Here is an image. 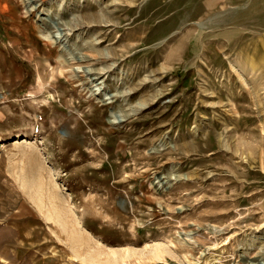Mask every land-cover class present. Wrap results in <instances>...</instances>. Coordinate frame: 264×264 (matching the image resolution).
Segmentation results:
<instances>
[{
    "label": "rangeland",
    "instance_id": "1",
    "mask_svg": "<svg viewBox=\"0 0 264 264\" xmlns=\"http://www.w3.org/2000/svg\"><path fill=\"white\" fill-rule=\"evenodd\" d=\"M210 1L0 0V264H264V0Z\"/></svg>",
    "mask_w": 264,
    "mask_h": 264
},
{
    "label": "bare ground",
    "instance_id": "2",
    "mask_svg": "<svg viewBox=\"0 0 264 264\" xmlns=\"http://www.w3.org/2000/svg\"><path fill=\"white\" fill-rule=\"evenodd\" d=\"M22 1V3L24 4V6H25V13L26 14H28V13H30V12H32L35 8V2H34V0H21ZM37 1H41V0H37ZM96 2H98V0H95ZM106 2V1H105ZM108 2H109V0H108ZM117 2V0H110V2L109 3H107L106 5L104 4L103 6H102V8H107V6H109L110 7V5H112V4H114V3H116ZM211 3V1L209 0V2H207V5L208 4H210ZM217 3V2H216ZM129 4V3H128ZM113 6V5H112ZM115 6V5H114ZM102 10V9H101ZM109 10V9H108ZM111 10V9H110ZM104 14H105V11L103 12ZM103 13H102V16H104L103 15ZM106 13H107V11H106ZM72 21V20H71ZM74 22H76V21H74ZM101 22V21H100ZM99 23V22H98ZM82 24V23H81ZM65 26V25H64ZM76 26H78V25H74L73 24V22L72 23H69L68 22V27H67V30L70 32L71 30H73ZM81 26V25H80ZM55 27V26H54ZM77 28V27H76ZM79 28H81V27H79ZM64 29V28H63ZM68 31H65L64 33H60V32H55V34L54 35H52L50 32L48 33V32H45L46 34H44L45 35V41L46 42H48V43H50V44H58V45H62V42H63V40L65 39V38H67V36H68V34H69V32ZM73 32V31H72ZM97 36H99V35H95V36H93L92 38H88L89 40V44H90V46H91V48H94V45L95 44H97L98 42H101L100 40H96V41H94V39H96V37ZM85 43V42H84ZM63 46V45H62ZM59 48V47H58ZM66 51V50H65ZM68 52V51H67ZM98 53H99V55L101 56V57H106V56H111V57H114V58H118V53L116 52V50H113L112 49V47L111 48H108V49H106V54L107 55H105V53H102V52H99L98 51ZM63 55V54H62ZM83 57V56H82ZM104 57V58H105ZM60 58V57H59ZM111 64H112V62H111ZM114 65V64H113ZM118 66V65H117ZM113 67V66H112ZM92 69V74L94 75V77L93 78H99L100 77V75L103 73V72H106V70H108V69H110V66H105L104 65V67H99V68H91ZM159 69V68H158ZM77 70H78V68H77ZM88 70V69H87ZM162 70V69H161ZM161 70L159 69V71L156 69L155 71H153L154 73H149L148 74V76L147 77H145V78H150L149 76H151V75H153L152 76V78H151V80H156L157 78H158V76H159V72H161ZM80 71V70H79ZM109 71V70H108ZM161 74V73H160ZM106 75V74H105ZM73 76V75H72ZM71 78V77H70ZM141 86L142 85V82H139V83H137V86ZM128 86V85H127ZM130 87V86H129ZM152 87V86H151ZM130 90V89H129ZM126 92L127 91H125V92H123V96L126 94ZM132 93V92H131ZM127 112V111H126ZM111 117H112V119H110V122H114L115 120H114V115H111ZM121 119V118H120ZM52 200H50V202L51 203H53V201H55V198H56V195L55 194H53L52 193ZM65 200L63 199L62 201H61V204H63L64 205V207H63V211H67V216L69 217V219L71 220V223L72 224H76L77 223V221H76V219H75V217H76V214L74 213V211L73 210H71L68 206H66L65 205ZM56 213L58 212L57 211V207H56ZM42 213V212H41ZM216 230H214V232H215ZM161 253H162V250H156V252H155V256L156 257H160V255H161ZM108 254V253H107ZM129 254L130 253H128V252H124V253H119V255H115V252H112L111 253V255H115V256H112V257H114V258H119L120 260H124V259H126V258H128V256H129ZM108 257H109V254L107 255ZM110 258V257H109Z\"/></svg>",
    "mask_w": 264,
    "mask_h": 264
}]
</instances>
